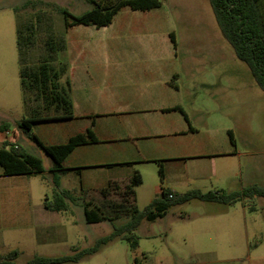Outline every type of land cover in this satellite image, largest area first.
Instances as JSON below:
<instances>
[{
	"label": "crops",
	"instance_id": "0c3cea01",
	"mask_svg": "<svg viewBox=\"0 0 264 264\" xmlns=\"http://www.w3.org/2000/svg\"><path fill=\"white\" fill-rule=\"evenodd\" d=\"M160 2L150 10L123 7L107 26L52 29L51 34L64 36L59 83L66 88L72 118L56 119L60 113L53 109L43 113L38 102L26 111L22 102L18 118L8 121L0 113V125H7L0 130V148L20 143L31 153V142L16 127L30 117L49 119L31 125L48 146L92 130L98 142L78 145L65 157L69 170L59 175L60 187L72 195L97 192L112 181L128 183L138 173L142 182L135 199L144 207L162 189L201 191L197 184L209 181L212 190H221L240 177L247 153L237 145L235 72L224 64L228 50L217 41L191 48L199 36L178 33L165 0ZM35 54L32 48L26 56ZM234 55L232 49V62ZM51 165L52 160L44 166ZM36 175H5L0 164V256L16 251L14 264L80 250L71 208L45 209L40 196L34 203L30 188Z\"/></svg>",
	"mask_w": 264,
	"mask_h": 264
},
{
	"label": "rangeland",
	"instance_id": "374dc122",
	"mask_svg": "<svg viewBox=\"0 0 264 264\" xmlns=\"http://www.w3.org/2000/svg\"><path fill=\"white\" fill-rule=\"evenodd\" d=\"M27 1L31 4L25 7ZM165 5L176 19L178 33L185 31L191 36H199L192 40L191 48H205L209 41H217L220 47L228 50V62L224 58V64L233 66L235 72V134L239 150L247 155L242 158L241 176L229 180L221 190L239 191L250 185L264 189L263 91L243 61L235 55L233 62L230 60L232 48L223 37L208 0H165ZM55 6L63 7L74 15L88 9L83 0H0V113H5L8 121L18 118L23 110L20 69L40 53H45L42 45L49 35H60L50 33L52 29L63 27V16L54 9ZM23 22L39 23L33 27L36 54L32 58H24L19 51L18 37L24 38L28 34L27 25ZM29 50H26V55ZM55 64H59L58 58ZM31 98L34 104V97ZM47 112L44 110L43 113ZM30 145L31 153L49 166L50 157L32 143ZM31 182L30 193L34 203L38 196L43 201L45 198L51 200L53 176L38 174L32 177ZM196 187L207 192L215 186L205 181ZM71 196L73 200L69 205L75 220L76 242L80 249L90 247L98 238L112 231V223L89 224L84 220L82 203L103 202L98 192L77 193L75 190ZM143 205L140 201L136 203L138 209H143ZM123 221L118 220L114 224L119 225ZM135 234L139 238L135 250L118 239L74 264H264V197L245 199L235 205L194 199L171 206L162 218L153 222L143 220ZM19 263L25 264L23 260Z\"/></svg>",
	"mask_w": 264,
	"mask_h": 264
},
{
	"label": "trees",
	"instance_id": "16d2710c",
	"mask_svg": "<svg viewBox=\"0 0 264 264\" xmlns=\"http://www.w3.org/2000/svg\"><path fill=\"white\" fill-rule=\"evenodd\" d=\"M90 9L79 14H71L63 7L55 6L63 16V27L66 30L75 25H93L103 27L109 25L115 14L123 7L134 10H150L161 7L160 0H83ZM216 23L226 41L234 50L235 56L243 61L250 70L252 77L264 93V0H208ZM31 2H25L27 7ZM40 22V20H38ZM27 25L28 34L24 38L18 37L20 54L24 58L26 50L35 48L34 25L39 23L23 22ZM38 29V28H37ZM30 30L32 32L30 33ZM29 45V47H27ZM43 52L31 59L29 65H24L19 71L20 87L22 90V102L26 109L30 110L34 97L39 101L41 107L46 110L53 109L60 113L56 119L72 118L71 102L65 86L59 83L61 75L65 71V65L60 61L64 50V36L49 35L44 41ZM61 57V58H60ZM59 60V64H55ZM23 60V59H22ZM27 64V63H26ZM60 65V66H57ZM42 100V101H41ZM48 118H26L16 124L20 134L48 155L52 165L46 169L43 160L31 154L24 145L14 143L9 148L6 145L0 148V164L4 168L5 175L42 174L46 171L53 173L54 189L52 198L44 199V208L62 212L70 208L69 201L72 196L69 191L60 187L59 175L67 170L64 166L65 157L78 145L96 143L98 140L92 130L84 134L72 136L67 143L60 145H44L31 132V125L37 121H47ZM7 128L1 124L0 130ZM230 140L234 138L229 131ZM160 176L162 166L159 167ZM142 182L141 176L136 173L128 183L112 181L107 186L97 190L103 202L85 201L82 203L84 220L86 223H101L108 221L112 223V231L98 238L88 248L75 250L70 255L58 257L34 256L26 264H74L90 257L114 240L125 241L131 250L139 245V238L135 234L143 220L150 222L162 218L166 211L174 205L184 204L194 199L218 203L223 205H235L245 199L264 197V189L251 185L239 191L210 190L201 192L189 190L184 193H175L168 189H162L158 198L152 200L143 209H138L135 199V188ZM172 195L170 198L169 195ZM117 196L116 198H110ZM124 220L122 224L115 225L114 222ZM14 251L6 256H0V264H14L17 257ZM137 259L135 258V262Z\"/></svg>",
	"mask_w": 264,
	"mask_h": 264
},
{
	"label": "built area",
	"instance_id": "2783aa9c",
	"mask_svg": "<svg viewBox=\"0 0 264 264\" xmlns=\"http://www.w3.org/2000/svg\"><path fill=\"white\" fill-rule=\"evenodd\" d=\"M169 197L171 198V197H172V195L170 194V195H169Z\"/></svg>",
	"mask_w": 264,
	"mask_h": 264
}]
</instances>
